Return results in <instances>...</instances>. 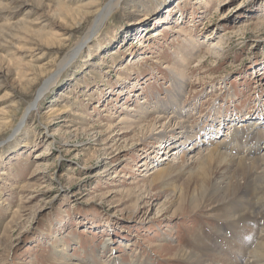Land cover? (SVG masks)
<instances>
[{"label":"rangeland","instance_id":"374dc122","mask_svg":"<svg viewBox=\"0 0 264 264\" xmlns=\"http://www.w3.org/2000/svg\"><path fill=\"white\" fill-rule=\"evenodd\" d=\"M106 1L0 0V264H83L92 251L126 263L136 253L153 264H191L178 248L199 252L205 242L238 259L234 227L243 222L191 206L149 178L157 158L176 150L170 143L156 152L175 121L164 115L162 128L143 131L157 116L150 112L136 131L124 127L142 104L167 102L173 69L193 40L200 53L188 62L182 106L194 134L207 136L213 117L226 122L224 135L232 116L237 123L262 118L264 0H123L29 109L48 76L31 64L56 65ZM20 23L34 31L24 33ZM63 31L59 46L47 37ZM39 35L46 54L27 49ZM14 102L17 113L4 124L1 113ZM60 240L71 261L58 254Z\"/></svg>","mask_w":264,"mask_h":264},{"label":"bare ground","instance_id":"6f19581e","mask_svg":"<svg viewBox=\"0 0 264 264\" xmlns=\"http://www.w3.org/2000/svg\"><path fill=\"white\" fill-rule=\"evenodd\" d=\"M122 2L123 0H107L104 5L95 11L94 19L83 36L56 65L54 64L55 59L49 60L43 65L31 64L32 69L36 70L38 68L41 75L47 74L48 76L46 83L38 90L29 109L34 105H39L46 87L55 77L59 76L64 68L70 66L76 60L85 45L102 30L111 14ZM87 14H90V12ZM63 17L66 18V15H63ZM42 24V29L46 32L44 29L52 26L50 17L45 19ZM17 27L22 28L25 31L24 33L34 31L29 24L20 23ZM49 35L47 34V37L52 39L53 42L55 41L58 46L66 42V31ZM40 37L42 38V35H39L38 38L29 37L27 39V49L32 52L40 50L39 53L46 54L49 46L46 47L47 44L44 45L40 41L42 40ZM193 41L190 48L182 52L183 54L180 55L174 67L175 69H173L175 78H173V87L169 92L167 102H156L153 107L142 104L136 110L137 113L132 120L125 125L126 130L124 132L136 131V128H139V123L150 112H155L157 116L147 122L143 131L150 132L157 129L158 126L162 128L163 124H159L163 116L168 115L171 117V120L175 121L178 127L172 128L170 134L167 129L165 130L168 134L161 135V144L157 145L156 149L158 150L156 152L160 153L161 146L170 143L176 145V150L169 153V156L157 158V168L149 174L151 182L159 183L163 191L171 190L177 199L183 201L187 199L191 206L200 203H203L205 208L211 206L206 212L212 213V210H216L215 216L224 218L227 222H243V224H236L234 227V231H238L233 236L235 245H237L235 252L239 256L238 259L232 257L234 252L229 251V253H226L224 250V252H216L217 250L210 248L206 242L202 244L199 252H188L186 249L178 248L177 255L191 264H264V116L257 118L258 121L249 122L255 118L251 115L248 119L249 123L245 120L237 123L235 120L236 117H239V114L232 113L236 116V119H233L234 116H232V124L229 126L231 131L226 135L219 130L226 123H222V116L220 117L221 120H216L213 117L215 128L209 131L207 136L202 135L199 138L197 134H194V128H192L189 120L190 112L185 111L182 106L183 94L188 79V62L192 58L198 57L200 53L198 43L194 44ZM207 53L209 55L210 50ZM34 75L37 76L38 74ZM36 79L37 77L28 79L27 83ZM18 106V103L14 102L1 113L3 115L1 119L5 121L4 124L13 121ZM28 113L29 111L25 113L23 119L17 125L16 132L21 131ZM225 117L226 115H224ZM126 120L125 117L122 122L126 123ZM245 122L247 123L245 124ZM170 140H175V142H169ZM187 143L191 145L186 146ZM155 214L159 215L158 212ZM207 216L209 217V215ZM241 232L244 234L243 236ZM247 233L248 236L245 238ZM218 236L215 238L216 242L219 240ZM59 243L58 254L65 261H71L72 255L67 253L68 245L64 240H60ZM111 247L109 243H105L103 246L106 250L111 249ZM109 257L110 260L108 258L104 260L99 257V254L92 251V255L87 260H83L85 262L83 264H153L149 259L144 261L141 255H136V253L132 256L131 263L122 261L120 257L114 254Z\"/></svg>","mask_w":264,"mask_h":264}]
</instances>
